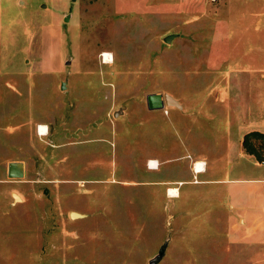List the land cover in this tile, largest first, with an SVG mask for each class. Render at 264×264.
<instances>
[{"label": "rangeland", "instance_id": "obj_1", "mask_svg": "<svg viewBox=\"0 0 264 264\" xmlns=\"http://www.w3.org/2000/svg\"><path fill=\"white\" fill-rule=\"evenodd\" d=\"M248 128L264 0H0V264H150L166 241L158 264H264V181L232 180L264 178V149L238 159Z\"/></svg>", "mask_w": 264, "mask_h": 264}, {"label": "water", "instance_id": "obj_2", "mask_svg": "<svg viewBox=\"0 0 264 264\" xmlns=\"http://www.w3.org/2000/svg\"><path fill=\"white\" fill-rule=\"evenodd\" d=\"M66 20H68V18H66ZM175 35L177 34L167 35L164 40L169 43ZM67 63L69 64L70 62H67ZM65 88H66V84L65 82H63L62 89H65ZM146 100H147V105L149 109H163L165 108V106H175L178 108H182V105L179 102V100L168 93H165V94L150 93L147 95ZM119 113L120 111H116L115 115H119ZM7 175L11 179L24 178L26 175V167H25L24 162L18 161V160L10 161L8 163ZM16 199H20V197L16 193H14V200ZM70 215L71 217L84 216L83 214L77 213V212H71ZM167 246H168V241H166L162 245L158 254L154 256L152 259H150V264H158L163 259V257L166 254Z\"/></svg>", "mask_w": 264, "mask_h": 264}, {"label": "crops", "instance_id": "obj_3", "mask_svg": "<svg viewBox=\"0 0 264 264\" xmlns=\"http://www.w3.org/2000/svg\"><path fill=\"white\" fill-rule=\"evenodd\" d=\"M182 105V104H181ZM182 107H183V105H182ZM255 130H257V131H261L260 129H250V128H248V130H243V137H244V135L246 134V133H249V132H251V131H255ZM263 132H264V130H263ZM239 148H241V145L239 146ZM239 148H238V159L241 157V156H243V158H245L246 157V159H249V160H253V161H251V162H254V163H257V164H260V165H262V163L254 156V155H252V154H249V153H246L245 151H244V149L243 148H241V150H242V152H241V150H239ZM228 149H230V146L228 145V148H227V150ZM163 155H166V152H165V149H164V153H163ZM189 155V154H188ZM190 156H191V154H190ZM195 156L196 157H193L192 156V162L191 163H193L194 161L196 162V161H202V162H204L206 165H205V170L204 171H201V172H198V173H196L197 174V177H199V174H202L203 175V178L205 179L207 176V174L209 173V170L210 169H212V171H210V173H212V172H214V167H211L210 168V162H209V160H208V156L206 155V154H203V153H195ZM230 154H229V152H227V154L224 156V154L222 155V157H221V160H222V162H218L217 164L218 165H223V166H226L227 165V163L226 164H224V160H226V162L227 161H230ZM255 160V161H254ZM253 163V164H254ZM192 165H189V169H190V171H192V172H194V170H193V166L191 167ZM219 167V166H218ZM188 169V168H187ZM188 169V170H189ZM192 169V170H191ZM263 173H264V165H263V171H262ZM195 173V172H194ZM215 173V172H214ZM258 175V174H257ZM233 181H248V182H260V181H264V178H262V177H260V176H255V177H251V178H243V179H232ZM206 181H210V180H206ZM180 183V182H179ZM182 183V182H181ZM233 185H235V184H233ZM255 192H253V193H251V194H247L246 195V197L247 198H251V196L254 194ZM230 197L231 198H233V200L235 201V202H238V204L240 205L241 203L240 202H243V198L241 197V198H237V195H236V191H233V189H231L230 190ZM258 196H256V198H257ZM240 201V202H239ZM256 202H258V201H256ZM243 204V209L242 210H239V212L240 213H243V214H248L249 212H247V210H249V204H246V203H242ZM232 206H233V204H232ZM242 206V205H241Z\"/></svg>", "mask_w": 264, "mask_h": 264}, {"label": "trees", "instance_id": "obj_4", "mask_svg": "<svg viewBox=\"0 0 264 264\" xmlns=\"http://www.w3.org/2000/svg\"><path fill=\"white\" fill-rule=\"evenodd\" d=\"M252 138H259V139L264 141V133L257 131V130L251 131V132L245 134L244 140H243V144H244V147L246 148L247 152L255 155L256 158L261 161V159H263V158H262V155L259 151L264 149V145L261 148H258L256 145H253L251 143Z\"/></svg>", "mask_w": 264, "mask_h": 264}, {"label": "bare ground", "instance_id": "obj_5", "mask_svg": "<svg viewBox=\"0 0 264 264\" xmlns=\"http://www.w3.org/2000/svg\"><path fill=\"white\" fill-rule=\"evenodd\" d=\"M105 56L106 60H110V57L112 56L111 53H104L103 54ZM40 133L41 134H46L47 133V129L46 126H40ZM151 168L156 169L157 165H159V163L157 161L151 160L150 162ZM193 170L195 173L201 172L205 170V163L202 161H196V163L194 162L193 165ZM170 193L174 196L178 194V189L177 188H170Z\"/></svg>", "mask_w": 264, "mask_h": 264}, {"label": "built area", "instance_id": "obj_6", "mask_svg": "<svg viewBox=\"0 0 264 264\" xmlns=\"http://www.w3.org/2000/svg\"><path fill=\"white\" fill-rule=\"evenodd\" d=\"M196 163V162H195Z\"/></svg>", "mask_w": 264, "mask_h": 264}]
</instances>
